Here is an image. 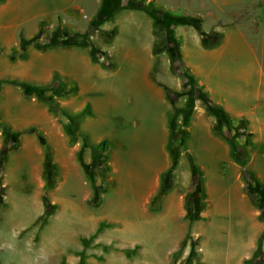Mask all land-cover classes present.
I'll list each match as a JSON object with an SVG mask.
<instances>
[{"label":"rangeland","instance_id":"obj_1","mask_svg":"<svg viewBox=\"0 0 264 264\" xmlns=\"http://www.w3.org/2000/svg\"><path fill=\"white\" fill-rule=\"evenodd\" d=\"M39 1L36 0L35 5L30 2L29 7L40 6ZM42 1L48 5L59 4V0ZM106 2L115 8L110 14L100 10L91 22L73 32L76 36L68 31L59 36L68 41L65 46L83 47L89 51L94 68H86L85 60L78 54L76 77L69 73L60 76L52 67L43 69L45 61L52 60L49 53L34 51L25 59H13L11 43H5L6 48L0 53V159L4 157L0 173V195L4 192L0 202V264H264V244L254 263L249 259L256 246L248 247L257 225H264L259 217L261 210L251 202L242 175L243 167L232 154L231 142L215 128L219 126L223 131H231L238 144L245 143L247 132L254 134L247 166L260 181V184L252 182L251 192L257 200H260L261 186H264V132L253 127L246 116L230 115L234 125L230 127L227 119L220 120L208 109L203 96V91H208L202 89L198 79L195 80L197 77L183 54L188 72L175 56L178 48L182 53L181 38L187 40L179 29L195 28L198 34L199 31L186 17L168 13L172 11L201 19L206 32L219 29L224 37V30L235 22L243 27L253 43L259 44V39L264 37V0H241L238 10L231 11V15L221 10L215 0H145L161 10L153 13L137 9L141 13V22L134 25L123 15V8H117L125 5L120 4L122 0ZM155 18L163 29L159 34H155L154 25L149 24L154 23ZM26 27L35 28V23L26 24ZM121 28L127 33H121ZM51 39L52 36L43 37L42 41L51 42ZM155 45L160 51L157 54L154 53ZM125 46L130 49H124ZM29 47H37L34 39L30 40ZM97 49L101 51L100 56L102 52L108 54L114 69L102 66L103 56L100 62L93 60L92 51ZM18 50L19 53L26 52L21 45ZM171 55L176 60L175 67ZM133 57L142 60L135 68L144 66L148 69L149 80L163 88L171 107L177 109L176 132L172 134L170 125L168 141L171 167L162 175L166 177L167 174L164 181L161 179V185L164 184L166 189L164 197L171 193L178 195L185 223H189L186 202L193 210L206 202L201 210L203 219L196 220L191 226L193 238L198 239L195 256H192L191 239L171 250L172 239L149 242L140 237L144 234L140 228L135 232L128 230L136 219L139 224L149 222L152 210L149 201H143L144 206H141L142 202L137 204L133 197L136 187L133 162L129 170H118L113 161L127 125L119 116L116 101H143L137 110L136 133L127 132L121 143L128 148H134L131 147L134 143L144 171V157L147 156L150 162L153 153L157 156L156 137L161 130L163 109L162 103L155 99L151 102L145 92L144 97L137 100L129 92L127 83L134 76L131 72ZM31 60L33 67H29ZM65 65L70 70V60ZM189 71L195 77L189 75ZM137 74L141 75V70ZM14 79L33 86L25 88L8 82ZM70 79H74L73 82ZM95 97L107 101L98 114ZM213 101L221 105L217 100ZM200 112L204 113L205 120L211 121L212 131L220 137L221 144L216 143L214 147V139L199 130V124L204 122V118L197 116ZM104 140L108 142L107 150L100 152L96 146ZM48 147L51 162L47 161ZM117 152L124 157L130 156L129 151ZM104 155L108 156L107 162ZM52 163L56 165L55 171ZM105 166L109 170L103 176ZM45 173L56 182L47 195L57 208L43 224ZM124 175L123 181L121 176ZM95 186L102 192L106 190L101 195L100 205H96ZM123 200L132 205L127 216L119 215L117 208ZM137 205L144 208L145 215H140ZM69 212L74 216L70 218ZM177 229L171 230L170 235H175Z\"/></svg>","mask_w":264,"mask_h":264},{"label":"crops","instance_id":"obj_2","mask_svg":"<svg viewBox=\"0 0 264 264\" xmlns=\"http://www.w3.org/2000/svg\"><path fill=\"white\" fill-rule=\"evenodd\" d=\"M30 2L32 4L34 3V5L36 4V0H0V47L3 49L2 52L6 48L5 43H11V48L19 49L21 39H34L41 27L45 30L44 37L46 38H50L58 27L70 33H76L82 25L91 22L100 10L110 14V11L115 9L111 8L109 2L105 3L104 0H59V4L57 5L54 4L57 2L48 5L41 0L39 1L41 5L38 7H33L34 5L29 7ZM215 2L219 3L221 10L223 9V11L231 15L233 13L231 11L238 10V5L241 3V0H215ZM120 4H123V1ZM223 4L224 6L222 8ZM53 5L55 7L52 8ZM233 5L237 7L234 6L231 10L230 7ZM104 7L105 9H103ZM117 8H123L122 13L124 16L129 17L131 24L134 25L138 21L141 22V13L137 9L126 8L124 5ZM9 15L10 17L8 18L7 16ZM124 21L126 20L124 19ZM33 22L35 23V28L32 27L29 29L26 27V24ZM147 22L149 23V21ZM149 24L153 27V23ZM120 31L123 34L127 33L124 28H121ZM179 32L181 36H187V40L181 38L183 57L190 67V70L196 75L203 89L208 91L211 98L217 100L231 116L237 118L246 116L251 120L253 127H259L264 132V37L259 39V44H255L247 37L243 27L234 22V24L224 30L225 37L222 43L215 48L207 49L203 46L201 38L195 28L182 27L179 29ZM123 48L130 49V47L126 46ZM34 51L49 53L48 57L52 60L45 61L43 69L47 70L52 67L60 76H62V73H69V75L76 77L79 73L77 61H75V59L77 60L78 54L88 65H84L86 68H94L87 48L61 45L54 48L48 47L41 51L37 47H29V49L27 47V57L30 53L34 54ZM133 58L131 72L134 76L127 83L129 92L133 94V97L136 96V100L142 96L144 97L145 92L152 100L151 102H154L155 99L159 104L162 103L163 106L160 114L161 130L157 133L156 137L157 156L156 153H153L152 157H150V162L147 160V156H143L146 164L144 171L139 164L138 149H136L134 143H131V147L134 148H128L127 145L124 146L121 143L125 138V134L127 135V132L132 135L136 133L135 129L138 126L137 110L143 101H116V103L118 102L116 106L119 109V116L127 124L125 132L119 141L120 147L117 151H122L123 154L125 151H129L130 156L124 157L118 155L119 152L115 151L113 161L118 170H129L130 163L131 161L133 162V184L136 185L133 190V197L137 199V204L139 203L140 205L142 202V206L143 201H149L150 203L152 197L159 192L162 175L171 167L168 141L172 107L166 98L163 88L149 80L147 74L148 69L144 68V66L141 69L139 67L135 68L137 65L140 66L138 63H141L142 60H137L136 57ZM67 60H70V70L66 69L65 64ZM33 65L34 62L31 60L29 67H33ZM140 70L142 74L138 75L137 73ZM162 73L165 74L166 72L163 70ZM70 80L73 82L74 79ZM13 90L18 95V91ZM133 97L131 96V98ZM95 101H98L95 102V109L98 114L107 101H100L96 97ZM202 110L204 111V108ZM202 112L197 115L199 119L205 116ZM156 118L158 120L159 117ZM199 125L200 131L207 133L208 136L214 139V147L216 143L221 144L220 137L218 135L216 136L215 132L212 131L211 121L209 119L205 120L204 118V122ZM124 178L125 175L121 176L123 181L126 179ZM127 179H129V174L127 175ZM209 183L211 184V182ZM138 189L141 191L138 192ZM139 205L137 207L139 213L141 212L140 215H145L142 210L144 208H139ZM180 208L181 201L178 195L168 194L163 198L159 209L151 211L149 222L139 224L136 219V222L132 221V227L128 228V230L135 232L137 228H140L142 230L141 233L144 232L140 237L145 238L149 242L161 243L168 238L172 239L173 246L171 250H175L185 239L189 231V223H185L182 220L183 213L180 211ZM136 217L134 216V218ZM177 227L178 231L176 230V234L170 235L171 230ZM263 231L264 225L263 227L261 224L260 226L257 225V229L250 236L248 247L251 248L255 245L256 247L254 248L255 250L257 249L258 240ZM243 247L246 248L245 243Z\"/></svg>","mask_w":264,"mask_h":264},{"label":"trees","instance_id":"obj_3","mask_svg":"<svg viewBox=\"0 0 264 264\" xmlns=\"http://www.w3.org/2000/svg\"><path fill=\"white\" fill-rule=\"evenodd\" d=\"M105 2L107 0H104ZM123 3L125 4L124 6L127 8H135L138 10H143V11H149V12H153L156 13L157 11L161 10L160 7L156 6L154 3L149 2V3H145V0H122ZM169 14L174 15L175 17H179V18H187L189 19L190 22L194 23V25L197 27L199 34L201 36L202 39V43L204 45L205 48H215L217 46H219L221 44V42L223 41L224 38V33L219 31V30H213L211 32H206L203 28H202V20L201 19H196L194 17L191 16H184L181 13H175L172 11H168ZM154 33L155 34H159L161 33L160 31L163 30L162 26L159 24L157 18H155L154 20ZM61 32L66 33L65 30L61 29L60 27H58L52 34V41L48 42V41H42V38L44 37L45 34V30L43 29V27H41L40 31L37 33V35L34 37V40L36 41V45L37 48L40 50H43L45 48H48L50 46H65L68 45V41H63L61 39H59V36L61 34ZM70 33V32H67ZM90 33V32H89ZM70 35H75V33L73 34L70 33ZM59 39V40H58ZM30 40H27L25 38L21 39L20 45L23 46L24 50L27 49L28 45H29ZM44 42V43H43ZM83 44V43H82ZM85 46H88L86 43H84ZM3 49L2 47H0V52H2ZM93 60H95L96 62H100V58L101 56L104 57V60L102 62H100L102 64L103 67L107 68V69H114L115 65L110 61V57H108L107 53L102 52L101 56L99 54V52H101L99 49L97 50H93ZM159 49L156 47H154V53L157 54L159 53ZM172 56V63L173 66H176V60H174V56ZM177 60L179 61V64L185 69V71L188 72V67H186V64L183 60L182 57V53L180 51V49H177V52L175 54ZM26 58L27 57V53L24 51L23 53H19L18 49H14V53L12 54V58L16 59V58ZM189 75H192L193 77L194 74L191 73V71H189ZM197 78H195L196 80ZM197 81V80H196ZM4 82V81H3ZM8 82H11L13 84H17L20 86H23L25 88L29 87V86H33L28 82L25 81H20L17 79L14 80H10ZM196 83V82H195ZM197 84V83H196ZM203 89V87H202ZM204 90V89H203ZM203 96L205 98V102L207 103V107L208 109L214 114L216 115L220 120L222 119H227L229 126L230 127H234L233 125V120L230 116V114L225 110V108L217 103H215L213 101V99L210 97L208 92H204L203 91ZM175 101H172V103H174ZM176 107L173 106V110L171 111V132L174 135V133L176 132V127H177V122H176V116H175V111L177 109H175ZM245 124H247L248 122L245 121ZM217 130V132L226 137L230 142H231V146H232V154L234 156V158L242 165L243 169H242V175L243 178L246 181V185H247V190L249 192V197L251 199V202L253 204H255V206H257V208L259 210H261V213L259 215L261 221L264 222V186L262 185V189L263 192L261 193V198L260 200H257L252 192V186L253 183H259V178L255 175V173L252 171V169H250L247 166V161L249 159V146L252 143V137H253V133L251 132H247V139L245 141V143L243 144H238L235 140V136L232 134L231 131L229 130H225L223 131V129H221V127H217L215 128ZM180 131H184V129L180 130ZM107 145L108 142L106 140L102 141L98 146H96L97 150L100 152H106L107 150ZM46 156H47V161L51 162V155H50V150L49 147L47 148L46 151ZM104 161L107 162L108 161V156L104 155L103 156ZM4 162V157H1L0 159V173H2V168L1 165ZM56 165L54 163H52V170L55 171ZM109 170L108 166L104 167V172H103V176H105L107 174ZM167 177V174L165 175ZM45 179H46V183H45V194L43 195V202L45 205V212L42 215L41 219H42V223L45 224L47 223L48 219L50 216H52L57 208V206L55 204H52L48 198L47 192L52 189L56 182L55 180L52 178V176H50L48 173H45L44 175ZM166 177H162V181H164V179ZM253 182V183H252ZM163 183V182H162ZM95 190V199L97 200L96 205H100L102 198L101 195L102 193H104L106 190H104L103 192L101 190H99L96 186L94 187ZM166 193V189L164 188V184L161 185V188L159 190V192L152 197L151 201H150V209L151 210H158L160 207V204L163 200V197ZM3 196H4V192H1L0 195V202L3 201ZM205 198L204 193L202 194V199ZM206 206V202L202 203L200 207L195 208L194 210L190 207V205L188 204V202H186L185 204V209H186V217L189 220V231L185 237V239L183 240L182 246L186 244V242L191 239L193 241L192 244V256H195L197 254L196 251V246L198 245V239H194L193 235L191 233V226L192 223L195 222L196 220H201L203 219V216L201 215V210L204 209ZM263 244H264V231L261 234V236L259 237L258 240V246L257 249L255 250V252L253 253V256L251 259H249L250 263H254L255 259L262 253L263 250ZM127 252L132 253V251L128 250Z\"/></svg>","mask_w":264,"mask_h":264},{"label":"bare ground","instance_id":"obj_4","mask_svg":"<svg viewBox=\"0 0 264 264\" xmlns=\"http://www.w3.org/2000/svg\"><path fill=\"white\" fill-rule=\"evenodd\" d=\"M121 205L120 206H118L117 208L119 209V212H120V214L119 215H123V216H127V214H129V212L132 210V205H131V202L130 201H126V200H123L121 203H120ZM74 210H76L77 211V209L76 208H73V211ZM76 211L74 212V213H76ZM79 211V210H78ZM65 213H67V211H64ZM85 213V212H84ZM68 214H70L69 215V217L71 218L72 216H74L73 215V213L71 212H69ZM82 214V213H81ZM79 215V214H78ZM86 215V214H85ZM66 218V217H65ZM76 220L78 219V218H75ZM64 220L65 219H62V221L64 222ZM67 221V220H66ZM72 222H74V221H72Z\"/></svg>","mask_w":264,"mask_h":264}]
</instances>
